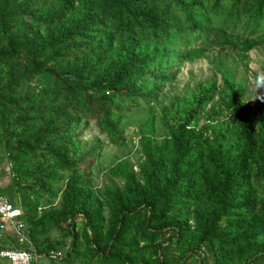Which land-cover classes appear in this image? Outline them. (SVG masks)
<instances>
[{"label":"rangeland","instance_id":"1","mask_svg":"<svg viewBox=\"0 0 264 264\" xmlns=\"http://www.w3.org/2000/svg\"><path fill=\"white\" fill-rule=\"evenodd\" d=\"M125 4L136 22L151 9L167 14L157 0H0V122L13 135L0 147V190L14 186L26 235L42 250L69 249V214L99 226L113 259L91 253L81 217L69 264H264L263 254L250 260L264 253V85L256 83L264 34L245 38L250 49L244 39L233 48L191 45L187 54L203 49L200 58L171 62L151 99L114 98L115 118L105 121L83 93L93 97L131 59L160 50L132 18L122 22L133 30L119 27ZM61 76L85 85L63 88ZM141 84L150 81L139 92ZM220 170L244 175L233 209L218 216ZM134 190L154 200V211Z\"/></svg>","mask_w":264,"mask_h":264},{"label":"trees","instance_id":"2","mask_svg":"<svg viewBox=\"0 0 264 264\" xmlns=\"http://www.w3.org/2000/svg\"><path fill=\"white\" fill-rule=\"evenodd\" d=\"M113 1V0H108ZM158 5H162L163 9L167 12L164 15H154L153 10H149L146 14L140 13L136 19L132 17L134 11L129 8L130 5L124 6V10L120 16L119 27L123 30H133L131 28L130 21L122 22L123 20H130L132 18L133 25H141L139 32L148 30L152 35L153 43L156 46H160V50L154 51L151 55H147L138 61L131 59L128 63L124 64L112 78V80L104 86L100 91L92 96H88L86 93L83 95L87 96L88 105L86 109H89L91 103L93 108H96L98 112H101L103 119L113 120L115 116L111 109L112 102L116 97L126 98L128 101L134 99V97H145L150 98L153 96V90L156 87L157 78L159 73L169 68L171 62L175 60L184 59H198L201 57V52H195L193 54H187V49L192 45L196 47L206 48L214 47L216 42L219 40L222 45L228 48H233L231 40L235 39L240 41L241 39L246 40L244 44L245 49H250L252 45H255L254 41H248L249 38L260 33L264 34V0H157ZM112 25L114 23H111ZM111 25V26H112ZM65 37V36H64ZM61 37L58 40L57 45L65 41V38ZM52 75L51 73H49ZM48 73L45 74L46 80H51V76ZM58 83L61 87L69 89L70 81L74 82L77 87L82 86V82L79 80H73L72 78H66L61 76L58 78ZM150 81V85L141 84L142 88L139 92L137 85ZM79 83V84H78ZM85 88H87L85 86ZM81 95V94H80ZM97 96V97H96ZM89 106V107H88ZM88 107V108H87ZM87 110L83 113H87ZM5 112H0V116ZM6 119L3 118L2 124L0 122V147L7 148L8 140L13 138V135L9 134V127L3 123ZM246 124V123H243ZM3 125V127H2ZM246 127V139L249 142H253L250 138L251 129ZM25 150V148H24ZM21 153V150L19 151ZM29 153L31 154L30 150ZM29 155V154H26ZM42 155V154H41ZM31 156V155H29ZM243 171L236 170L233 173H226L220 170L217 173L216 179L220 184L221 191L218 195V216L227 213L232 208V195L235 189L234 183L243 180ZM157 184L159 186V194L161 198L165 195V185L162 176H158ZM14 186L10 185L0 190L1 195H5L13 203ZM144 192L134 190L132 192V198L140 200L145 207L154 211L155 202L148 198ZM83 218L81 233L84 236L85 244L90 249L91 253L98 257L99 260L113 259L111 249L101 248L98 240L99 226H94V221L88 218L85 214H69L66 217V224L69 228V233L73 236L72 244L69 249L64 253V257L60 260L64 264H69L70 258L77 252L80 246L78 242L79 231H76V221L78 218ZM23 220L25 222L24 216ZM125 220L124 216L120 219L119 229L120 232L124 228ZM26 224V222H25ZM207 239L202 236L200 242H205ZM116 241L114 237L112 242ZM217 241V239H216ZM199 242V243H200ZM198 243V244H199ZM32 244V242H31ZM219 244V242H217ZM33 245V244H32ZM231 243L228 247H232ZM28 248V246H25ZM33 247L39 253H47L49 251L42 250L33 245ZM200 246L197 244L195 248L198 249ZM258 254L263 252L255 250L251 255V259L255 258ZM249 259V258H248Z\"/></svg>","mask_w":264,"mask_h":264},{"label":"built area","instance_id":"3","mask_svg":"<svg viewBox=\"0 0 264 264\" xmlns=\"http://www.w3.org/2000/svg\"><path fill=\"white\" fill-rule=\"evenodd\" d=\"M0 257L11 264H54L60 262L64 254L39 253L26 235L22 211L0 194Z\"/></svg>","mask_w":264,"mask_h":264},{"label":"clouds","instance_id":"4","mask_svg":"<svg viewBox=\"0 0 264 264\" xmlns=\"http://www.w3.org/2000/svg\"><path fill=\"white\" fill-rule=\"evenodd\" d=\"M256 83L258 85H264V73L258 75Z\"/></svg>","mask_w":264,"mask_h":264},{"label":"crops","instance_id":"5","mask_svg":"<svg viewBox=\"0 0 264 264\" xmlns=\"http://www.w3.org/2000/svg\"><path fill=\"white\" fill-rule=\"evenodd\" d=\"M0 264H11V263H10V261L8 259L0 257Z\"/></svg>","mask_w":264,"mask_h":264}]
</instances>
